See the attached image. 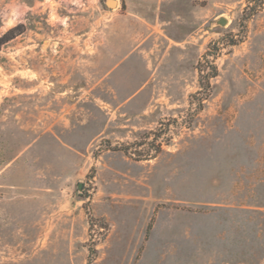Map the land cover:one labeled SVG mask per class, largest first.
Instances as JSON below:
<instances>
[{"label":"rangeland","instance_id":"obj_1","mask_svg":"<svg viewBox=\"0 0 264 264\" xmlns=\"http://www.w3.org/2000/svg\"><path fill=\"white\" fill-rule=\"evenodd\" d=\"M26 1L0 0V264H264V0Z\"/></svg>","mask_w":264,"mask_h":264},{"label":"trees","instance_id":"obj_2","mask_svg":"<svg viewBox=\"0 0 264 264\" xmlns=\"http://www.w3.org/2000/svg\"><path fill=\"white\" fill-rule=\"evenodd\" d=\"M27 3H31L32 1L31 0H27L26 1ZM11 39H13V37H9V36H2V37H0V50H1V48H2V46L5 44V43H7L8 41H10ZM218 71H217V68L215 67V66H212V71H211V73H209L206 77H204L203 75H202V73H201V77H200V83H201V85H203V83H204V79L205 78H214V77H216L217 75H218V73H217Z\"/></svg>","mask_w":264,"mask_h":264},{"label":"water","instance_id":"obj_3","mask_svg":"<svg viewBox=\"0 0 264 264\" xmlns=\"http://www.w3.org/2000/svg\"><path fill=\"white\" fill-rule=\"evenodd\" d=\"M109 1L111 3H114L115 2L114 0H109ZM107 4H108V2H107ZM108 5H109V7H114V6L110 5V4H108ZM226 24H227V20L224 19V18H221V19H219L218 21L215 22V25H217V26H225ZM79 187L81 189L82 188V185H80Z\"/></svg>","mask_w":264,"mask_h":264},{"label":"bare ground","instance_id":"obj_4","mask_svg":"<svg viewBox=\"0 0 264 264\" xmlns=\"http://www.w3.org/2000/svg\"><path fill=\"white\" fill-rule=\"evenodd\" d=\"M110 5H112V6H113V5H115V3H111V2H110Z\"/></svg>","mask_w":264,"mask_h":264}]
</instances>
